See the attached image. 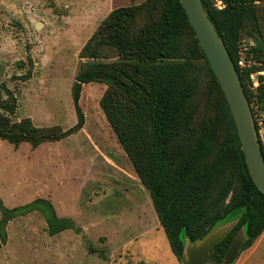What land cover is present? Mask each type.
<instances>
[{
	"label": "rangeland",
	"instance_id": "374dc122",
	"mask_svg": "<svg viewBox=\"0 0 264 264\" xmlns=\"http://www.w3.org/2000/svg\"><path fill=\"white\" fill-rule=\"evenodd\" d=\"M211 1L218 10L225 8L222 0ZM257 1L258 33L255 26L246 23L239 52L250 66L255 54L264 55V0ZM144 2L0 0V114L13 124L31 119L36 128L57 129L50 138L83 121L74 134L37 147L31 143L15 147L0 140V222L3 210L43 199L68 226L51 235L38 210L9 220L7 243L1 245L0 239V264H182L171 251L150 191L139 179L102 109L101 100L109 85L100 81L101 75L83 85L82 120L72 98V89L87 64L121 62L110 48L102 51V59L82 58L89 41L113 11ZM38 23L42 25L39 29ZM173 46L178 52L169 51L164 62L185 68L179 92H188L189 99L170 149L177 153L180 167L197 157L200 141L208 138L209 151L196 171L209 172L201 207L204 219H211L223 208H231L239 193L234 151L217 166L226 141L220 93L192 31L183 27ZM258 88L250 85V105L264 147V99ZM239 215L237 212L202 228L203 238L197 243ZM235 264H264V232L252 247L241 252Z\"/></svg>",
	"mask_w": 264,
	"mask_h": 264
},
{
	"label": "trees",
	"instance_id": "16d2710c",
	"mask_svg": "<svg viewBox=\"0 0 264 264\" xmlns=\"http://www.w3.org/2000/svg\"><path fill=\"white\" fill-rule=\"evenodd\" d=\"M202 1L209 19L216 26L235 63L251 104L253 94L250 92V76L264 71V61L259 60V57L264 59V55L255 54L252 58L254 65L246 69L240 68L238 61L245 24L250 22L257 27L258 1L222 0L225 5L223 10L215 8L211 0ZM185 26L192 31L195 44L220 93L226 141L220 151L217 166L223 165L233 150L240 183L232 207L223 208L213 218L206 220L201 196L209 172L196 171V168L209 151L208 138L200 141L197 157L180 167L177 165V153L170 149L178 134L180 115L189 99V93L182 95L179 92L185 68L165 63L164 59L169 51L178 52V48L173 45ZM256 31L258 33L257 28ZM105 48L114 49L121 62L103 66L87 64V69L81 72L72 89L73 104L82 120L80 99L83 85L97 81L95 75H101L100 81L109 85V91L101 100L102 109L139 179L151 193L174 256L181 262L186 243L195 244L203 238L202 228L220 218L228 219L237 212L240 215L236 219L238 223L235 229L212 250L206 263L215 260L221 264L240 229L244 230L247 239L243 250L252 247L264 232V194L250 177L229 105L180 0H145L141 5L113 11L106 25L84 48L82 58L102 59ZM255 50L258 51V48ZM261 51L264 52V49L261 48ZM259 80L258 91L264 99V74L259 76ZM6 93L13 97L8 90ZM255 123L258 130L256 120ZM55 131L58 130L36 128L31 119L13 124L0 114V140L15 147L22 143H31L37 147L57 138L48 137L50 133L56 134ZM262 150L264 155L263 146ZM36 210L45 217L51 235L67 229V224L57 217L52 204L38 199L18 209L3 210L4 216L0 222L1 245L7 243L6 227L9 220Z\"/></svg>",
	"mask_w": 264,
	"mask_h": 264
},
{
	"label": "water",
	"instance_id": "95a60500",
	"mask_svg": "<svg viewBox=\"0 0 264 264\" xmlns=\"http://www.w3.org/2000/svg\"><path fill=\"white\" fill-rule=\"evenodd\" d=\"M180 3L229 105L250 177L259 191L264 194V155L262 144L251 105L235 63L227 51L223 39L219 36L216 26L209 19L203 1L180 0ZM41 26V23L36 25L38 29ZM82 126L83 121L51 141L62 140L80 130ZM237 223L236 220L226 221L214 234L200 244L187 242L181 263L207 264L206 260L209 254L231 234ZM246 242L245 232L240 229L232 240L221 264H235Z\"/></svg>",
	"mask_w": 264,
	"mask_h": 264
},
{
	"label": "built area",
	"instance_id": "2783aa9c",
	"mask_svg": "<svg viewBox=\"0 0 264 264\" xmlns=\"http://www.w3.org/2000/svg\"><path fill=\"white\" fill-rule=\"evenodd\" d=\"M219 4L221 5L222 2H219ZM240 57H239V61H238V65L240 68L246 69V68H250L251 66L248 64L249 60H246V56L242 53H239ZM264 72H259V73H253L250 76V82L253 88H258L260 87V80H259V76L263 75ZM258 134H259V139L262 142L263 141V136L260 130H258ZM264 143V142H263Z\"/></svg>",
	"mask_w": 264,
	"mask_h": 264
}]
</instances>
